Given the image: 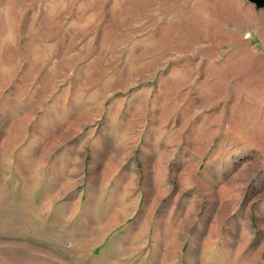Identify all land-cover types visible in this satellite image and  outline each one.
I'll return each instance as SVG.
<instances>
[{"label": "rangeland", "instance_id": "1", "mask_svg": "<svg viewBox=\"0 0 264 264\" xmlns=\"http://www.w3.org/2000/svg\"><path fill=\"white\" fill-rule=\"evenodd\" d=\"M263 171L264 10L0 0V264H220Z\"/></svg>", "mask_w": 264, "mask_h": 264}, {"label": "crops", "instance_id": "2", "mask_svg": "<svg viewBox=\"0 0 264 264\" xmlns=\"http://www.w3.org/2000/svg\"><path fill=\"white\" fill-rule=\"evenodd\" d=\"M258 183L260 186H257V190H263V193L260 196V199L253 202L256 203V207H259V211L255 214L254 219L247 217L245 223L244 221L240 222L239 218L235 220L234 217L230 225V237L226 236L223 238V234L221 233L215 240L216 243L218 242V239L220 242L218 245L214 243L215 247L209 251L210 254L216 253L220 256L229 255V260L221 258V260H219L220 264H264V257L262 256V254H264V242H262L264 239V171ZM199 228H202V226H198V229ZM246 232L248 233L246 234ZM192 235L189 244L191 245L190 254H197L199 257L198 260H195V263L190 264H202V245L204 244H202V234L198 233L197 235ZM223 239L225 240L224 242L222 241ZM256 239L262 240V243L258 248L252 247L250 243V241ZM243 241H245V243ZM167 243L168 245L171 244L170 237L168 238Z\"/></svg>", "mask_w": 264, "mask_h": 264}, {"label": "water", "instance_id": "3", "mask_svg": "<svg viewBox=\"0 0 264 264\" xmlns=\"http://www.w3.org/2000/svg\"><path fill=\"white\" fill-rule=\"evenodd\" d=\"M257 10H264V0H248Z\"/></svg>", "mask_w": 264, "mask_h": 264}]
</instances>
